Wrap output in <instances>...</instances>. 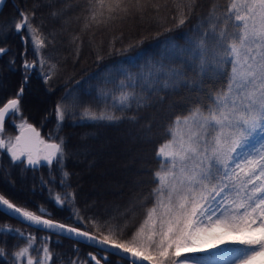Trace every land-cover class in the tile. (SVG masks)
Wrapping results in <instances>:
<instances>
[{
  "label": "snow or ice",
  "instance_id": "obj_1",
  "mask_svg": "<svg viewBox=\"0 0 264 264\" xmlns=\"http://www.w3.org/2000/svg\"><path fill=\"white\" fill-rule=\"evenodd\" d=\"M172 2L176 12L171 17L173 27L165 29L168 32L181 29L189 22L198 0ZM168 3L169 0H82V31L137 16L144 19L149 9L152 20L164 24L168 17L161 16V11ZM17 12L19 20L11 22L12 31L21 36L25 52L31 45L37 59L23 61L24 84L14 98L0 107V135L6 120L20 112L29 70L39 67L41 79L48 84L58 68L43 54L52 41L46 43L47 38L39 27L33 26L35 12L28 13L19 7ZM60 14L51 13L53 17ZM5 27L0 26V37L6 38ZM189 31L193 35L186 34L185 46L177 50L176 59L182 66L165 68L161 64L148 72L149 77L155 72V83L149 87L158 99L159 91L182 86L195 90L197 95L189 98L182 114L174 115L165 132L170 138L155 150L159 165L152 173L155 186L139 199L144 218L127 239L119 238L125 234L126 223L117 228L107 220L100 222L91 217L86 223L80 209L75 207L74 192H65L63 196L57 193L53 197L49 189L50 199L57 207L71 205L72 223L46 218L51 213L43 206L38 205L34 211L4 194H0V214L97 248L99 257L87 254L90 264H120V260L127 264H209L206 258L197 259L192 253L201 247L225 242L223 259L227 264H264V0H223V4L214 0L207 15L198 17L197 24ZM24 32L28 33L27 37ZM71 42L77 44L79 56L80 37L73 36ZM8 51L0 47V56ZM45 67L47 72L43 71ZM187 71L193 73L192 78L187 77ZM135 84L131 77L127 83L121 81L120 93L112 97L111 108L104 94L100 102H105V107L99 110L84 107L82 117L114 123L124 119L116 111L125 112L133 105L137 109L150 106L149 96L124 90ZM76 106L78 100L74 99L72 108ZM68 111L67 105L56 104L59 123L65 120ZM127 119L137 121L135 115ZM15 126L20 130L19 135L7 140L0 138V154L7 153L12 165L25 164L34 169L43 161L49 167L58 165L62 169L63 138L58 142L45 140L27 122ZM147 132H151L150 127ZM144 138H148L147 134ZM62 176L60 183L64 186L69 173L62 172ZM89 224L94 231L85 230ZM0 233H15L27 241L26 246L12 253L15 264L52 261L51 236L41 237L43 243L36 248L37 237L33 233L25 234L7 224L0 227ZM73 250L79 252L75 245ZM3 251L0 249V254ZM31 251L43 255L38 258L30 255ZM112 256L120 259L112 261ZM71 264L79 261L72 260Z\"/></svg>",
  "mask_w": 264,
  "mask_h": 264
},
{
  "label": "trees",
  "instance_id": "obj_2",
  "mask_svg": "<svg viewBox=\"0 0 264 264\" xmlns=\"http://www.w3.org/2000/svg\"><path fill=\"white\" fill-rule=\"evenodd\" d=\"M213 2L198 0L189 22L181 29L168 32L165 29L173 27L171 17L176 12L172 0L161 11V16L168 17L164 24L155 23L149 9L144 19L137 16L84 31L82 0L80 3L78 0H67V3L65 0H6L0 11V26H6L4 31L7 36L0 37V47L9 51L0 56V105L14 98L24 84L23 61L37 59L31 45L25 52L21 36L12 31L11 22L19 20L17 7L28 13L35 12L31 21L33 26L39 27L47 38L46 43L52 41L43 54L58 68L48 84L41 79L39 67L29 70L20 112L6 120L3 135H13L14 138L19 131L15 125L21 122L34 124L45 140L53 138L58 142L59 138H63L65 155L62 169L58 165L49 167L43 161L33 169L25 167V164L14 166L7 153L0 154V194L34 211L38 205L43 206L51 213L46 218L72 223L69 219L71 205L63 209L57 207L50 199L49 189L53 197L57 193L63 196L65 192H74L75 207L80 209L86 223L88 217L100 222L107 220L117 228L126 223L125 234L119 238L127 239L144 218L138 206L139 199L155 186L152 173L159 167L155 150L170 138L165 132L174 115L182 114L189 98L197 95L195 90L189 91L182 86L159 91L158 99L156 92L149 87L156 79L155 72L152 77L148 76L149 69L158 68L161 64L165 68L182 66L176 59L177 50L185 46L186 34L193 35L189 30L197 24L198 17L207 15ZM216 2L223 4V0ZM53 11L61 14L53 17ZM23 35L27 37L28 33ZM77 35L81 42L79 56L76 55L77 44L71 42L72 37ZM173 44L176 48L171 47ZM98 56L101 58L98 59ZM47 70V67L43 69L44 72ZM192 76L193 73L187 71V77ZM129 77L136 84L124 90L149 96L150 106L137 109L133 105L125 112L116 111L115 114L124 119L114 123L82 117L84 107L92 106L96 110L105 107V102H100L104 94H107L106 104L111 108L112 97L120 93V82L127 83ZM68 93L70 95L62 99ZM74 99L78 100V106L73 109ZM153 100L156 102L152 103ZM57 103L69 107L62 123L55 115ZM134 115L136 122L127 119ZM148 127L151 132L146 133ZM113 162L125 164V168L122 166L117 170ZM62 172L69 173L64 186L60 183ZM5 224L25 234H35L36 248L43 243L41 237L51 236L49 248L53 258L50 264H71L72 260L90 264L88 253L100 255L95 247L40 231L0 214V227ZM85 230L94 231L90 224ZM26 243L15 233H0V249L4 250L0 254V264H15L12 253ZM73 245L79 252L73 250ZM30 255L39 258L43 254L31 251ZM110 259L117 261L120 258L112 256ZM120 264H127V261L120 260Z\"/></svg>",
  "mask_w": 264,
  "mask_h": 264
},
{
  "label": "rangeland",
  "instance_id": "obj_3",
  "mask_svg": "<svg viewBox=\"0 0 264 264\" xmlns=\"http://www.w3.org/2000/svg\"><path fill=\"white\" fill-rule=\"evenodd\" d=\"M10 137L13 138V135H8V134L0 135V138L5 139V140H7ZM51 139L54 140L53 138ZM113 164H114V167L117 166L118 168L117 170H119L122 166L125 168V164L115 163V162H113ZM226 247H227V242H225V244L209 246L206 248L201 247L197 249L196 252L192 253V255H194L197 259L206 258L209 261V264H213V261H214V264H227L226 260L223 259V257L226 255L224 251Z\"/></svg>",
  "mask_w": 264,
  "mask_h": 264
},
{
  "label": "water",
  "instance_id": "obj_4",
  "mask_svg": "<svg viewBox=\"0 0 264 264\" xmlns=\"http://www.w3.org/2000/svg\"><path fill=\"white\" fill-rule=\"evenodd\" d=\"M5 1H6V0H3V3H2V4H0V11H1V9H2V7H3L4 3H5ZM6 102H7V101H6ZM6 102H5V103H6ZM5 103H4V104H5ZM4 104H3V105H4ZM3 105H2V106H0V107H3ZM32 125H33V127H35V128H36V130H37V131L40 133V137H41V131H40V130H39V129H38V128H37V127L34 125V124H32ZM19 134H20V131L18 132V134H17V135H19ZM17 135H16V136H17Z\"/></svg>",
  "mask_w": 264,
  "mask_h": 264
},
{
  "label": "flooded vegetation",
  "instance_id": "obj_5",
  "mask_svg": "<svg viewBox=\"0 0 264 264\" xmlns=\"http://www.w3.org/2000/svg\"><path fill=\"white\" fill-rule=\"evenodd\" d=\"M11 99H12V98H11ZM4 103H5V102H4ZM4 103H3V104H4ZM3 104H1L0 106H2ZM19 131H20V130H19ZM15 136H16V135H15ZM41 138H42V135H41Z\"/></svg>",
  "mask_w": 264,
  "mask_h": 264
}]
</instances>
